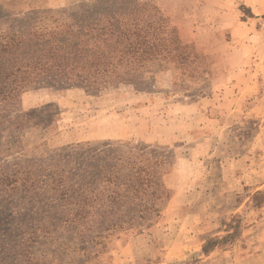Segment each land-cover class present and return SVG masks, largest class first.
I'll return each mask as SVG.
<instances>
[{
    "label": "rangeland",
    "instance_id": "1",
    "mask_svg": "<svg viewBox=\"0 0 264 264\" xmlns=\"http://www.w3.org/2000/svg\"><path fill=\"white\" fill-rule=\"evenodd\" d=\"M96 1L0 0V9L73 12ZM140 1L195 61H170L141 87L26 88L0 106V168L76 142L151 144L169 165L160 215L87 251H51L47 264H264V0ZM26 112L35 115L19 122ZM208 238L222 240L202 252Z\"/></svg>",
    "mask_w": 264,
    "mask_h": 264
},
{
    "label": "trees",
    "instance_id": "2",
    "mask_svg": "<svg viewBox=\"0 0 264 264\" xmlns=\"http://www.w3.org/2000/svg\"><path fill=\"white\" fill-rule=\"evenodd\" d=\"M73 10L0 9V24L7 22L0 28V106L39 86L141 87L170 61H195L149 2L97 0ZM168 169L162 152L132 140L70 143L34 163L0 168V264H47L51 251H87L115 232L148 226L169 199ZM221 240L208 238L202 252Z\"/></svg>",
    "mask_w": 264,
    "mask_h": 264
}]
</instances>
